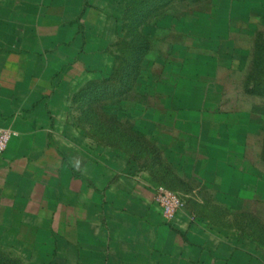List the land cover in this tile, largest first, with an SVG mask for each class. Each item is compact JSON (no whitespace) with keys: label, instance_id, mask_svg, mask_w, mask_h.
<instances>
[{"label":"rangeland","instance_id":"rangeland-1","mask_svg":"<svg viewBox=\"0 0 264 264\" xmlns=\"http://www.w3.org/2000/svg\"><path fill=\"white\" fill-rule=\"evenodd\" d=\"M107 3L80 18L91 32L60 135L179 196L217 260L264 264V90L248 91L264 78V0ZM21 235L0 238V264H73Z\"/></svg>","mask_w":264,"mask_h":264},{"label":"crops","instance_id":"crops-1","mask_svg":"<svg viewBox=\"0 0 264 264\" xmlns=\"http://www.w3.org/2000/svg\"><path fill=\"white\" fill-rule=\"evenodd\" d=\"M108 1L0 0V131L16 134L0 157V238L22 234L73 264H226L187 208L165 219L154 184L127 161L60 135L91 32L80 18Z\"/></svg>","mask_w":264,"mask_h":264},{"label":"built area","instance_id":"built-area-1","mask_svg":"<svg viewBox=\"0 0 264 264\" xmlns=\"http://www.w3.org/2000/svg\"><path fill=\"white\" fill-rule=\"evenodd\" d=\"M16 136L10 131H0V157L3 156L10 144L11 139ZM155 202L163 212L168 222H173L175 218L186 209V203L179 196L166 190H160L155 196Z\"/></svg>","mask_w":264,"mask_h":264},{"label":"trees","instance_id":"trees-1","mask_svg":"<svg viewBox=\"0 0 264 264\" xmlns=\"http://www.w3.org/2000/svg\"><path fill=\"white\" fill-rule=\"evenodd\" d=\"M145 47V46H144ZM132 49H134V48H132ZM139 49H141V47L139 48ZM264 51V45L263 46H261V48H259L258 49V51H257V54L258 53H262ZM145 52V51H144ZM130 58H129V55H127V56H125L123 59H122V61L123 62H126V61H128ZM129 62H131L132 63V58H131V61L129 60ZM261 64H264V56H262V59H261ZM261 66L263 67V65H260L259 63H257V66H255V70H258V69H260L261 68ZM114 69V67L112 66V68L110 69L111 71ZM249 82H251L250 83V85L248 86V88H249V92L250 93H258V92H261L262 90H264V78H261V77H257L256 76V72L255 73H253L250 77H249ZM251 88H253V89H251ZM202 106H203V104H202ZM197 113H199V114H201L200 116H202L203 115V111H202V109H199L198 111H197ZM206 114H205V116L208 114V111L207 112H205ZM201 118V117H200ZM263 159H264V156H263ZM7 261H9V260H7ZM9 262H12V263H17L18 261L17 260H12V259H10V261Z\"/></svg>","mask_w":264,"mask_h":264}]
</instances>
